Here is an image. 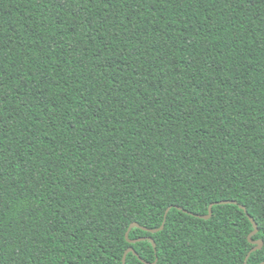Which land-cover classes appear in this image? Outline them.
Masks as SVG:
<instances>
[{"label":"trees","instance_id":"1","mask_svg":"<svg viewBox=\"0 0 264 264\" xmlns=\"http://www.w3.org/2000/svg\"><path fill=\"white\" fill-rule=\"evenodd\" d=\"M249 216L264 0H0V264H243Z\"/></svg>","mask_w":264,"mask_h":264},{"label":"water","instance_id":"2","mask_svg":"<svg viewBox=\"0 0 264 264\" xmlns=\"http://www.w3.org/2000/svg\"><path fill=\"white\" fill-rule=\"evenodd\" d=\"M229 202L235 203V201H233V200H223V201H220V202H218V203L223 204V203H229ZM214 204H215V203H212V204L209 206V213H208L207 215H201V214H198L197 216H198V217H201V218H209V217H211V216H212V213H213L212 207H213ZM241 207L244 208V209L246 210V208H245L244 206L241 205ZM170 208H171V207H169V208L166 210V214H165L164 222H163V224H162L159 228L150 229V228H146V227L141 226L138 222H133V223H131V225L129 226L128 231L126 232V237H127V239H128L130 242H135V241L139 240V239H134V240H132V239L129 238V231H130L133 227H142L143 229H145V230H147V231H150V232H157V231L163 229V228H164V224H165V220H166V216H167V213H168V211L170 210ZM185 211H186V210H185ZM249 217H250V216H249ZM250 221L253 223V225H254V229H253V231L249 234L248 239H249V241H250L251 243L254 244V247L249 251L248 255L246 256V261H245L243 264H247V259L249 258L250 254H251L253 251H256V250H258V249H261V248L264 246V240H262V239L253 240V239H252V236L255 235V234L259 231V226H258V224L256 223V221L254 220V218L250 217ZM144 238H147V239H149L150 241H152L154 247H156V243H155V241H154V239H153L152 237L149 236V237H144ZM144 238H140V239H144ZM128 252H134L135 254H137L136 251H135V249H134V247H129V248L127 249V251L125 252V254H124V257H123V264H126V255H127ZM137 255H138V254H137ZM143 261L146 262L145 260H143ZM146 263H149V262H146ZM260 264H264V261L261 262Z\"/></svg>","mask_w":264,"mask_h":264}]
</instances>
